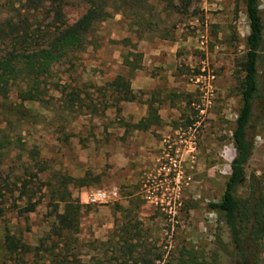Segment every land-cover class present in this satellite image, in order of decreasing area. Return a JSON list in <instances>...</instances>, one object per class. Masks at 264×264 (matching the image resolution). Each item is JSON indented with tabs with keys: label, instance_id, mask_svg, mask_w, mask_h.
Instances as JSON below:
<instances>
[{
	"label": "rangeland",
	"instance_id": "374dc122",
	"mask_svg": "<svg viewBox=\"0 0 264 264\" xmlns=\"http://www.w3.org/2000/svg\"><path fill=\"white\" fill-rule=\"evenodd\" d=\"M84 8L82 0H0V22L52 32ZM258 9V92L244 170L264 178V0ZM105 10L108 16L66 58L36 80L18 79L0 98V264H140L142 255L151 264H234L227 228L207 203L219 199L234 154L231 131L240 105L235 74H242L248 33L243 0H106ZM171 47L181 82L191 90L177 94L166 86L164 97L155 98L162 91L154 86L143 115L123 114V101L108 86L120 65L128 78L149 48L157 49L152 60L159 62L168 59ZM201 66L213 75L204 98L193 82ZM151 67L149 74L167 84L165 69ZM19 89L35 90L38 100L19 101ZM148 108L158 121L145 129L134 126L148 117ZM31 151L43 170L37 172ZM33 173L37 178L21 196L20 179ZM60 176L72 179L66 189L80 207L78 232L46 241L57 243L54 256L33 249L6 252L5 230L30 248L46 234L55 203L46 183ZM111 186L118 189L117 200L85 202L88 189ZM28 203L33 211L15 212L13 204ZM125 227L135 236L124 234ZM256 253L264 264V240Z\"/></svg>",
	"mask_w": 264,
	"mask_h": 264
},
{
	"label": "trees",
	"instance_id": "16d2710c",
	"mask_svg": "<svg viewBox=\"0 0 264 264\" xmlns=\"http://www.w3.org/2000/svg\"><path fill=\"white\" fill-rule=\"evenodd\" d=\"M82 3L85 8L80 16L70 24L52 32H44L39 28L35 33L26 32L24 26L18 30V24L8 20L0 22V42L3 44L0 49L1 99L7 97L9 86L18 79L25 80V78L32 77L36 80L39 76L45 75L52 63L66 58L77 44L85 40L93 24L105 19L109 14L105 10L106 0H82ZM243 5L248 23V33L245 36V53L241 63L242 74H235L240 105L231 131L234 154L229 162V174L219 199L216 202L207 203V207L217 214L218 219L227 228L232 246L231 260L233 263L258 264L256 252L259 242L264 240V178L254 174L247 176L244 168L253 148L252 140L247 136V130L251 126L252 108L258 92L256 61L262 40V25L258 0H243ZM108 86L120 101L134 98L130 92L128 81L122 76L116 75L108 82ZM17 98L19 101L38 100V94L35 90L19 89ZM156 121H158L157 116L152 114L148 108V117L139 120L134 126L145 129L149 123ZM3 147L0 143V149ZM30 154V160L38 166L40 162L36 159L37 153L31 151ZM43 168V166H38L37 172ZM23 169L25 171V165ZM36 175L37 173H33L28 176V179L25 177L20 179L16 190H19L21 196H25L26 183L35 180ZM71 180L70 177L60 176L55 183H46L49 197L55 202L53 203L54 215L48 231L39 239L38 244L30 248L9 230H5L2 248L6 252L11 254L21 252L23 254L33 249L35 253L42 251L44 254L54 256L57 243L47 246L46 241L52 240V237L56 239L70 237L78 232L80 207L78 203L70 199L66 189V183ZM244 184H246L245 192L238 193V189ZM13 185L15 186V184ZM5 186H7L6 183ZM5 188L12 192L9 187ZM58 204H61L60 210L57 209ZM13 208L20 215L33 211L34 205L28 203L19 207L13 204ZM130 231L135 233L133 228L127 227L122 232L128 234ZM63 242L65 245L67 244L65 241ZM65 250L67 252V249ZM125 250L130 252L131 248L127 245ZM154 258L159 259L160 256L155 255ZM140 264H151V260L142 255Z\"/></svg>",
	"mask_w": 264,
	"mask_h": 264
},
{
	"label": "crops",
	"instance_id": "0c3cea01",
	"mask_svg": "<svg viewBox=\"0 0 264 264\" xmlns=\"http://www.w3.org/2000/svg\"><path fill=\"white\" fill-rule=\"evenodd\" d=\"M177 42L174 41L173 44H176ZM174 48L171 47L170 54L168 53V59L165 61H159L155 62L152 60V58L155 57V54L157 53V49L155 48H149L148 49V56L147 58L145 57L140 65L132 70V73L130 76L124 74V72H127V67L125 65H120L121 66V72L118 73L117 75L122 76L124 79L128 81V86L130 89V92L133 94L134 98L132 100H126L123 101V109L122 113L127 115V114H136L137 112H141L143 115L145 113V110L147 108V103L152 99L151 98V93L149 92L150 88H153L154 86H158L161 88V93H156L154 94L155 98H163L164 97V87H169L172 88V91L179 94L183 91H188L191 90L189 85L184 84L181 82L182 76L178 75L176 71V65H177V59L175 58L174 55ZM146 56V52L144 54ZM119 64H122L121 62ZM141 66V68H140ZM151 66H157V68H161V70L165 69L162 71L163 73H166V79H167V84H159V80L157 76H151L148 72L149 68H152ZM164 91V92H163ZM141 95V99H138V96ZM159 96V97H158ZM161 102V101H160ZM155 104H158V102H153ZM162 103V102H161ZM167 109V105L166 108ZM162 109L157 110L158 113Z\"/></svg>",
	"mask_w": 264,
	"mask_h": 264
},
{
	"label": "built area",
	"instance_id": "2783aa9c",
	"mask_svg": "<svg viewBox=\"0 0 264 264\" xmlns=\"http://www.w3.org/2000/svg\"><path fill=\"white\" fill-rule=\"evenodd\" d=\"M213 79V75L201 66L200 72L194 76L193 82L197 85L198 89L203 92V98L207 92H210V81ZM206 99V105L208 103ZM119 197L118 189L115 186L108 188H91L85 192V202L88 204H102L107 202H113Z\"/></svg>",
	"mask_w": 264,
	"mask_h": 264
}]
</instances>
